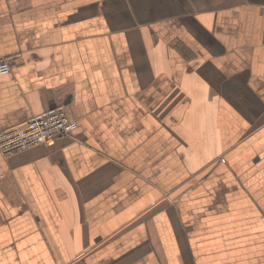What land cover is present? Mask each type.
Returning <instances> with one entry per match:
<instances>
[{
	"label": "crops",
	"instance_id": "1",
	"mask_svg": "<svg viewBox=\"0 0 264 264\" xmlns=\"http://www.w3.org/2000/svg\"><path fill=\"white\" fill-rule=\"evenodd\" d=\"M0 264H264V0H0Z\"/></svg>",
	"mask_w": 264,
	"mask_h": 264
},
{
	"label": "built area",
	"instance_id": "2",
	"mask_svg": "<svg viewBox=\"0 0 264 264\" xmlns=\"http://www.w3.org/2000/svg\"><path fill=\"white\" fill-rule=\"evenodd\" d=\"M11 72V61L0 58V77ZM75 128L62 106L32 116L25 122L0 130V154L8 157L44 144L58 136L67 135Z\"/></svg>",
	"mask_w": 264,
	"mask_h": 264
}]
</instances>
